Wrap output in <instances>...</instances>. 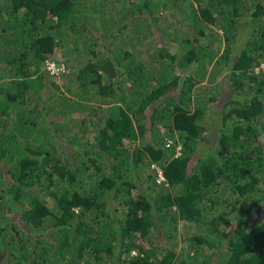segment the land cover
<instances>
[{"label":"trees","instance_id":"16d2710c","mask_svg":"<svg viewBox=\"0 0 264 264\" xmlns=\"http://www.w3.org/2000/svg\"><path fill=\"white\" fill-rule=\"evenodd\" d=\"M0 264H264V0H0Z\"/></svg>","mask_w":264,"mask_h":264},{"label":"built area","instance_id":"2783aa9c","mask_svg":"<svg viewBox=\"0 0 264 264\" xmlns=\"http://www.w3.org/2000/svg\"><path fill=\"white\" fill-rule=\"evenodd\" d=\"M45 68L52 75H58L60 73H64L65 71H67V67L64 63L57 64L53 61H47ZM167 142H168V145L172 143L171 140H168ZM180 148H181L180 146L177 147L178 152H180Z\"/></svg>","mask_w":264,"mask_h":264},{"label":"rangeland","instance_id":"374dc122","mask_svg":"<svg viewBox=\"0 0 264 264\" xmlns=\"http://www.w3.org/2000/svg\"><path fill=\"white\" fill-rule=\"evenodd\" d=\"M158 16H160V15H158ZM160 19V21H164L165 19L163 18V16L162 17H160L159 18ZM261 67H263V65L261 66ZM75 69L73 68V67H70V69H69V74L72 72V71H74ZM222 87H225V86H222ZM223 93H224V90L222 91ZM223 95V94H222ZM221 105L222 104H220V107H221ZM216 107L218 108V106L216 105ZM215 106H213L211 109H213V110H215V108H216ZM219 109V108H218ZM212 111V110H211ZM212 112L208 115V122H206L207 124H208V126H209V142H210V139L212 138V139H214L215 138V132H216V128H215V126L214 127H210L211 126V124H209L210 123V118L212 117ZM211 116V117H210ZM212 120V119H211ZM206 147V145H202L201 146V149L203 150L204 148Z\"/></svg>","mask_w":264,"mask_h":264},{"label":"clouds","instance_id":"9594fccd","mask_svg":"<svg viewBox=\"0 0 264 264\" xmlns=\"http://www.w3.org/2000/svg\"><path fill=\"white\" fill-rule=\"evenodd\" d=\"M45 66V65H44ZM67 67V71H65L63 74L65 75V74H67V73H69V67L68 66H66ZM46 69V68H45ZM168 140H171V139H169L168 138ZM167 140V141H168ZM180 146V145H179ZM178 146V147H179ZM181 147V146H180ZM181 149V148H180ZM177 154H180V152H177ZM154 168H156V170H157V181L159 182V183H161V182H163L164 180H166V178H165V176H164V174H163V171L159 168V167H157V166H154Z\"/></svg>","mask_w":264,"mask_h":264}]
</instances>
